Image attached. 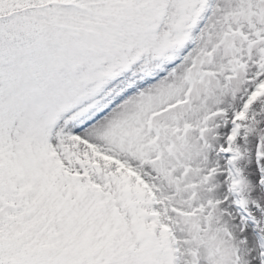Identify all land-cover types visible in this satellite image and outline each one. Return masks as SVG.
I'll use <instances>...</instances> for the list:
<instances>
[{"label":"snow or ice","instance_id":"snow-or-ice-1","mask_svg":"<svg viewBox=\"0 0 264 264\" xmlns=\"http://www.w3.org/2000/svg\"><path fill=\"white\" fill-rule=\"evenodd\" d=\"M0 264H264V0H0Z\"/></svg>","mask_w":264,"mask_h":264}]
</instances>
